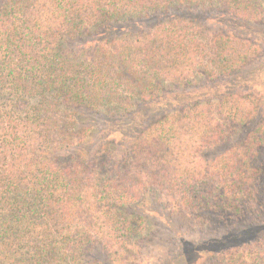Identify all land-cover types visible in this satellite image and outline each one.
<instances>
[{"label":"trees","instance_id":"1","mask_svg":"<svg viewBox=\"0 0 264 264\" xmlns=\"http://www.w3.org/2000/svg\"><path fill=\"white\" fill-rule=\"evenodd\" d=\"M211 9L264 24V0H0V264H128L143 240L131 210L153 196L210 226L259 219V96L170 94L262 56L209 29ZM160 99L175 110L156 114ZM226 262L264 264V249Z\"/></svg>","mask_w":264,"mask_h":264},{"label":"rangeland","instance_id":"2","mask_svg":"<svg viewBox=\"0 0 264 264\" xmlns=\"http://www.w3.org/2000/svg\"><path fill=\"white\" fill-rule=\"evenodd\" d=\"M211 30L245 35L259 40L262 56L244 69L226 77L194 81L191 85L172 88L174 98L202 99L232 90L255 93L261 99L260 115H264V24L245 23L230 19L216 9L200 11ZM140 22V21H139ZM177 103L165 105L160 99L156 114L175 110ZM251 125L235 133L233 139L210 148L208 158H213L246 136ZM148 204V203H147ZM264 207V200H263ZM133 211L142 217V247L136 251V260L128 264H227L231 253L239 255L264 249V210L259 219L250 218L245 223L224 226L209 225L174 209L172 202L160 195L151 198L145 207ZM105 264H112L102 256ZM112 261V260H111ZM118 264V262H115Z\"/></svg>","mask_w":264,"mask_h":264}]
</instances>
